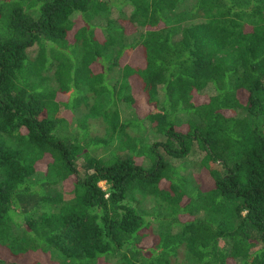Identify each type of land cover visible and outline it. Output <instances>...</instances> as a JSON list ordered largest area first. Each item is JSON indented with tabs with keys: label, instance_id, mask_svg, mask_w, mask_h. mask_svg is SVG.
Listing matches in <instances>:
<instances>
[{
	"label": "trees",
	"instance_id": "16d2710c",
	"mask_svg": "<svg viewBox=\"0 0 264 264\" xmlns=\"http://www.w3.org/2000/svg\"><path fill=\"white\" fill-rule=\"evenodd\" d=\"M45 253L264 264V0H0V264Z\"/></svg>",
	"mask_w": 264,
	"mask_h": 264
},
{
	"label": "rangeland",
	"instance_id": "374dc122",
	"mask_svg": "<svg viewBox=\"0 0 264 264\" xmlns=\"http://www.w3.org/2000/svg\"><path fill=\"white\" fill-rule=\"evenodd\" d=\"M118 9H121L122 8V13H126V8L124 7V5H122L120 8L117 7ZM114 16L118 15L116 11H114ZM36 50V46L30 48L28 50L29 53H33V51ZM137 56V54H135ZM113 76H116V74L113 73ZM205 93H208V94H211L214 92V88L209 85L207 86V88L204 90ZM118 107H119V110H120V114H121V118L122 120L124 119H133V111L131 109H129L126 105H124L122 102H120L118 104ZM130 132L132 134L135 133V130L133 129H130ZM97 134H100V133H97ZM146 135H148V137L150 138V140H161L162 136L160 134H157L155 132H153V130H150V131H146ZM202 156V153L201 152H195V153H192L191 155H189L188 157L186 158H181V159H172V162L174 165L176 166H179L181 169L180 171L182 173H190V175L192 176L191 179L195 182L196 180V174H197V169L198 167L196 166V163L199 162L200 158ZM193 176L195 177V180L193 179ZM197 183V180L196 182ZM100 185L102 187H105V184L104 182H101ZM44 256V257H43ZM49 254L48 253H45V254H42V263L41 264H58L56 261V258H52V257H48ZM32 256L30 257H27V260L25 261L26 264H31L32 262ZM114 259H107V258H103L102 261H100L98 264H112L114 263Z\"/></svg>",
	"mask_w": 264,
	"mask_h": 264
}]
</instances>
